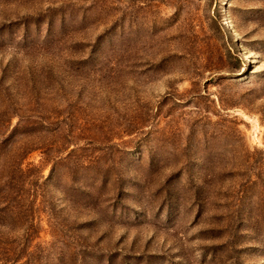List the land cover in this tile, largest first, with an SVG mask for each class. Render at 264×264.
I'll return each instance as SVG.
<instances>
[{
    "label": "rangeland",
    "instance_id": "obj_1",
    "mask_svg": "<svg viewBox=\"0 0 264 264\" xmlns=\"http://www.w3.org/2000/svg\"><path fill=\"white\" fill-rule=\"evenodd\" d=\"M7 135L0 264H264V0H0Z\"/></svg>",
    "mask_w": 264,
    "mask_h": 264
},
{
    "label": "trees",
    "instance_id": "obj_2",
    "mask_svg": "<svg viewBox=\"0 0 264 264\" xmlns=\"http://www.w3.org/2000/svg\"><path fill=\"white\" fill-rule=\"evenodd\" d=\"M91 46H93L92 44H91ZM92 50V49H91ZM7 118H10V117H7ZM32 122V121H31ZM43 122L44 123H46V125H48L49 124V122H47V121H45V120H43ZM26 124H29L28 122H27V120H26ZM34 127V126H33ZM15 128H16V126H15ZM14 128V129H15ZM13 129V128H12ZM67 137H69L68 135H67ZM8 139V135L7 136H4L2 139H1V141H0V146H4V142H5V140H7ZM9 151V150H8ZM27 151L28 150H25L24 152H23V154H26L27 153ZM11 152V151H10ZM9 152V154H15V152H11L10 153ZM13 157V156H12ZM21 159H22V157L21 156H16L15 158L13 157L12 159H6V160H8L7 161V163L4 165V171L6 172V177H8V178H10V179H12L13 177H14V175H12V174H14L13 172L15 171V169L17 168V167H19L20 168V161H21ZM7 169V170H6ZM0 255H1V257H3V254L0 252ZM7 257H11V256H7ZM6 257V258H7ZM11 261H12V258H11Z\"/></svg>",
    "mask_w": 264,
    "mask_h": 264
}]
</instances>
